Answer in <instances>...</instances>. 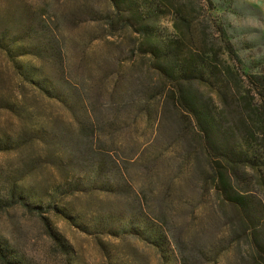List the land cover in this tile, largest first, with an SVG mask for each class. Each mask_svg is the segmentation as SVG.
<instances>
[{
	"label": "rangeland",
	"instance_id": "374dc122",
	"mask_svg": "<svg viewBox=\"0 0 264 264\" xmlns=\"http://www.w3.org/2000/svg\"><path fill=\"white\" fill-rule=\"evenodd\" d=\"M213 2V11L208 3L201 9L205 45L229 60V40L244 70L264 73V0ZM111 12L109 0H0V30L31 22L57 36L65 76L80 85L93 114V160L109 151L110 160H116L109 165L117 170L113 179L124 189L68 197L84 217L80 225L55 212L46 214L73 246L74 260L49 235L40 214L11 205L14 183L62 196L65 184L74 180L61 164L70 154L63 136L79 132L71 113L25 81L0 49V138L19 141L16 149L0 151V190L9 196L0 206V235L27 264H166L160 251L143 240L110 238L96 227L102 219L98 212L163 210L181 264H250L243 259L249 242L238 233L239 212L214 187L196 133L162 94L150 60L135 52L134 35L109 27ZM4 102L13 109L1 106ZM0 264H6L1 257Z\"/></svg>",
	"mask_w": 264,
	"mask_h": 264
},
{
	"label": "trees",
	"instance_id": "16d2710c",
	"mask_svg": "<svg viewBox=\"0 0 264 264\" xmlns=\"http://www.w3.org/2000/svg\"><path fill=\"white\" fill-rule=\"evenodd\" d=\"M109 1V27L134 35L135 52L150 60L161 79L162 94L196 133L208 158L214 187L238 210V233L249 242V253L243 259L264 264V73L244 70L229 40V60L205 45L201 36L205 34V12L201 9L208 3L213 11V0ZM219 28L226 35L223 25ZM0 49L25 81L71 113L72 126L79 132L74 135L65 131L63 136L65 152L70 154L61 159V164L73 173L74 180L65 184L62 196L31 192L23 184L14 183L10 197L0 190V206L8 204L10 198L11 205L20 203L40 214L49 235L74 260L73 246L46 214L55 212L80 225L84 217L67 198L90 191L114 195L124 190L113 179L116 168L109 167L116 160H110L109 151H100L98 159L93 160L97 152L93 114L80 85L65 76L64 49L55 34L39 23L10 26L0 30ZM55 71H61L62 76ZM1 106L13 109L12 103ZM60 131L63 135L64 130ZM18 144L0 138V151L16 149ZM259 184L262 190L256 187ZM117 212H98L102 216L96 226L99 234L120 240L136 237L157 248L166 264H181L163 210L160 214ZM0 257L6 264H27L1 235Z\"/></svg>",
	"mask_w": 264,
	"mask_h": 264
}]
</instances>
